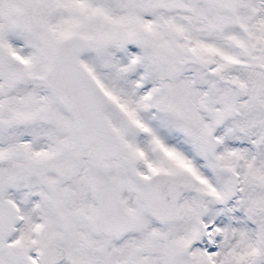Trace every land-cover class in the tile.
I'll use <instances>...</instances> for the list:
<instances>
[{
    "label": "snow or ice",
    "instance_id": "6c2138e0",
    "mask_svg": "<svg viewBox=\"0 0 264 264\" xmlns=\"http://www.w3.org/2000/svg\"><path fill=\"white\" fill-rule=\"evenodd\" d=\"M0 264H264V0H0Z\"/></svg>",
    "mask_w": 264,
    "mask_h": 264
}]
</instances>
